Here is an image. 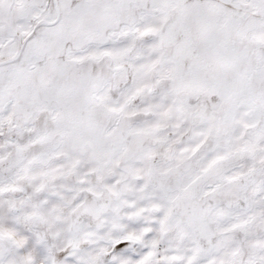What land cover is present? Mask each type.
I'll use <instances>...</instances> for the list:
<instances>
[{
	"label": "snow or ice",
	"instance_id": "1",
	"mask_svg": "<svg viewBox=\"0 0 264 264\" xmlns=\"http://www.w3.org/2000/svg\"><path fill=\"white\" fill-rule=\"evenodd\" d=\"M0 264H264V0H0Z\"/></svg>",
	"mask_w": 264,
	"mask_h": 264
}]
</instances>
